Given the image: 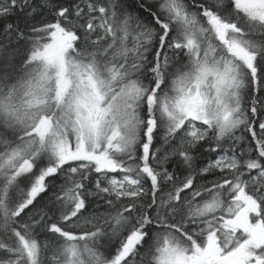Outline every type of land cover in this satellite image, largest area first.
I'll return each mask as SVG.
<instances>
[{
	"label": "snow or ice",
	"instance_id": "snow-or-ice-1",
	"mask_svg": "<svg viewBox=\"0 0 264 264\" xmlns=\"http://www.w3.org/2000/svg\"><path fill=\"white\" fill-rule=\"evenodd\" d=\"M0 264H264V0H0Z\"/></svg>",
	"mask_w": 264,
	"mask_h": 264
}]
</instances>
